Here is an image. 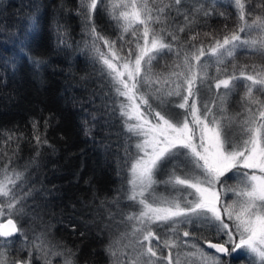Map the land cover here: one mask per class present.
<instances>
[{
	"label": "snow or ice",
	"instance_id": "obj_1",
	"mask_svg": "<svg viewBox=\"0 0 264 264\" xmlns=\"http://www.w3.org/2000/svg\"><path fill=\"white\" fill-rule=\"evenodd\" d=\"M101 11L116 39L97 23ZM74 14L100 65L105 122L119 121L116 143L102 146L116 148L121 186L97 214L110 264H264V63L239 62L264 58V0H77ZM38 27L33 13L17 41L35 75L48 63L32 50ZM55 31L58 46L73 47L65 23ZM4 65L19 70L15 58ZM39 125L32 120L31 138L8 132L0 147V264H77L79 247L50 239L52 225L23 223L37 218L28 172L52 147ZM25 139L35 152L19 165Z\"/></svg>",
	"mask_w": 264,
	"mask_h": 264
},
{
	"label": "trees",
	"instance_id": "obj_2",
	"mask_svg": "<svg viewBox=\"0 0 264 264\" xmlns=\"http://www.w3.org/2000/svg\"><path fill=\"white\" fill-rule=\"evenodd\" d=\"M76 3L77 0H0V147H7L4 140L8 132L31 138L32 120H39L41 133L52 147L41 149L39 169L28 172L31 183L38 189L29 198V203L36 202L33 208L37 218L25 217L24 226L39 232L52 225L50 239L73 250L79 247L77 264H110L105 251L110 236L108 232L97 235L103 226L97 214L104 215L100 199H111L121 186L117 158L113 155L116 148L106 150L102 146V142L109 140L116 143L119 121L105 122L102 107L105 88L96 70L100 65H93L91 53L82 42L81 19L74 14ZM62 4L72 11L61 12ZM33 13L39 27L32 32L36 37L32 50L48 62L38 75L33 73L17 44ZM58 20L67 25L74 42L72 48L57 45ZM97 23L105 25V34L116 39L110 26L113 22L103 11ZM213 23L217 28L221 26L219 20ZM13 58L19 65L15 75L6 71L4 65L5 59ZM239 62L259 64L264 63V58L241 56ZM163 63L154 62V70L160 71ZM238 99L236 95L234 101ZM234 104L230 110L235 108ZM92 113L97 114L96 120L92 119ZM44 120L50 121L46 132ZM86 128L91 129L90 135L85 134ZM34 143L33 140L29 144L28 139L21 142L15 163L23 165L34 154ZM93 192L98 199L93 200ZM93 219L97 221L95 224L91 223ZM81 231L85 236L79 235ZM57 260L61 258L55 257L53 264ZM34 264L41 262L36 260Z\"/></svg>",
	"mask_w": 264,
	"mask_h": 264
},
{
	"label": "rangeland",
	"instance_id": "obj_3",
	"mask_svg": "<svg viewBox=\"0 0 264 264\" xmlns=\"http://www.w3.org/2000/svg\"><path fill=\"white\" fill-rule=\"evenodd\" d=\"M213 71H214V69H213ZM233 107H235L234 109H231V110H238V105L237 104H234L233 105ZM229 175H231V173L229 174ZM230 183H232V182H230ZM159 191H161V192H163V190H164V188H163V185H161V186H159V189H158ZM185 239H187V238H185ZM156 242L155 241H153V244H155ZM204 247L205 248H207V246H206V244L204 245ZM208 251L211 253V252H214V251H212V250H210V249H208ZM165 254H166V251H165Z\"/></svg>",
	"mask_w": 264,
	"mask_h": 264
},
{
	"label": "water",
	"instance_id": "obj_4",
	"mask_svg": "<svg viewBox=\"0 0 264 264\" xmlns=\"http://www.w3.org/2000/svg\"><path fill=\"white\" fill-rule=\"evenodd\" d=\"M207 246V245H206ZM210 250H212V249H210ZM212 251H214V250H212Z\"/></svg>",
	"mask_w": 264,
	"mask_h": 264
}]
</instances>
